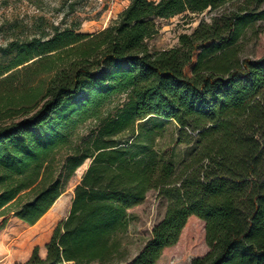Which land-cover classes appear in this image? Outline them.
<instances>
[{
	"label": "trees",
	"instance_id": "trees-1",
	"mask_svg": "<svg viewBox=\"0 0 264 264\" xmlns=\"http://www.w3.org/2000/svg\"><path fill=\"white\" fill-rule=\"evenodd\" d=\"M238 1L131 0L100 32L83 34L75 22L0 47L10 59L0 68V107L18 95L23 105L44 97L33 115L0 123V231L12 218L36 225L91 160L46 257L36 248L21 264H114L130 210L151 191L168 201L165 216L126 264H157L192 217L205 223L209 252L191 264H264V55L241 58L238 50L264 20V0ZM206 12L214 15L177 47L150 49L158 20ZM22 68L33 72L17 86ZM43 75L47 84L35 85ZM151 118L173 121L177 144L192 148L180 171L155 149L144 124ZM88 122L94 129L73 145Z\"/></svg>",
	"mask_w": 264,
	"mask_h": 264
},
{
	"label": "rangeland",
	"instance_id": "rangeland-1",
	"mask_svg": "<svg viewBox=\"0 0 264 264\" xmlns=\"http://www.w3.org/2000/svg\"><path fill=\"white\" fill-rule=\"evenodd\" d=\"M159 1V0H152ZM246 0L236 2L242 7ZM131 0H0V47H6L12 41H24L34 36L43 37L51 33L52 27L65 28L81 23V33L94 34L113 24L119 15L130 5ZM246 5V4H245ZM257 9L255 3L249 5ZM264 9V3L260 10ZM214 15L206 12L202 15L190 17L178 16L169 20H158L160 32L148 41L152 51L169 50L179 45L182 34H191L202 20H208ZM239 57L259 59L264 55V20L253 23L238 44ZM10 59L0 55V68L6 66ZM58 65V63H57ZM28 68L31 67L27 66ZM22 72L15 80L20 86L25 77L33 70L21 69ZM1 71V69H0ZM50 75H43L35 79V85H45ZM18 95V94H17ZM43 95L37 100L23 105L18 95L15 103L1 108L0 123L10 124L33 115L43 104ZM124 97L114 99L108 108L112 110ZM38 104V106H36ZM146 129L154 130L155 149L173 162L178 171L182 162L188 157L192 148L177 144L179 128L173 121L151 118L145 123ZM95 122H88L80 126L74 134V143L88 137L95 127ZM71 148H62L56 156L57 166H61L64 159L71 152ZM91 160L76 171L68 181L62 197L56 202L48 214L36 225L30 226L17 218H12L7 227L0 231V264H21L27 262L36 248L39 255L46 257L54 230L65 220L71 210L75 187L81 182L88 170ZM168 201L160 198L158 192L151 191L146 200L130 210L131 220L128 227L118 237V250L114 253V264H126L145 247L150 240L154 228L165 216ZM209 252L206 241L205 223L192 217L179 242L163 253L157 264H191L195 258L203 257Z\"/></svg>",
	"mask_w": 264,
	"mask_h": 264
},
{
	"label": "crops",
	"instance_id": "crops-1",
	"mask_svg": "<svg viewBox=\"0 0 264 264\" xmlns=\"http://www.w3.org/2000/svg\"><path fill=\"white\" fill-rule=\"evenodd\" d=\"M46 255H47V253H46Z\"/></svg>",
	"mask_w": 264,
	"mask_h": 264
}]
</instances>
